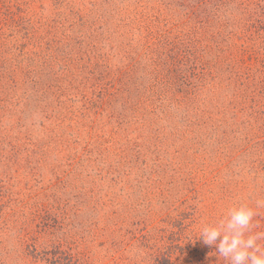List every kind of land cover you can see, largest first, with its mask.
<instances>
[{
    "label": "rangeland",
    "instance_id": "1",
    "mask_svg": "<svg viewBox=\"0 0 264 264\" xmlns=\"http://www.w3.org/2000/svg\"><path fill=\"white\" fill-rule=\"evenodd\" d=\"M257 200L264 0H0V264H227Z\"/></svg>",
    "mask_w": 264,
    "mask_h": 264
},
{
    "label": "clouds",
    "instance_id": "2",
    "mask_svg": "<svg viewBox=\"0 0 264 264\" xmlns=\"http://www.w3.org/2000/svg\"><path fill=\"white\" fill-rule=\"evenodd\" d=\"M259 208L264 200H257L255 208L244 203L230 207L219 221L204 224L198 238L206 246L215 245L227 264H264V231H254Z\"/></svg>",
    "mask_w": 264,
    "mask_h": 264
},
{
    "label": "trees",
    "instance_id": "3",
    "mask_svg": "<svg viewBox=\"0 0 264 264\" xmlns=\"http://www.w3.org/2000/svg\"><path fill=\"white\" fill-rule=\"evenodd\" d=\"M150 86H148V94L152 97L153 95L161 96L162 92H164V89L167 88L168 81L165 79L162 74L157 71L156 68L152 69V74H150ZM157 92H161V94H158Z\"/></svg>",
    "mask_w": 264,
    "mask_h": 264
}]
</instances>
